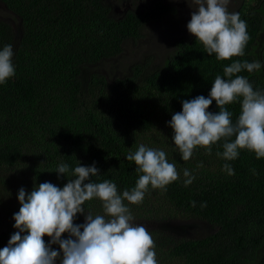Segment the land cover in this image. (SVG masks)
Returning a JSON list of instances; mask_svg holds the SVG:
<instances>
[{"label": "trees", "instance_id": "obj_1", "mask_svg": "<svg viewBox=\"0 0 264 264\" xmlns=\"http://www.w3.org/2000/svg\"><path fill=\"white\" fill-rule=\"evenodd\" d=\"M190 3L0 0V50L12 45L15 68L14 76L0 84V167L18 168L13 189L27 193L46 181L63 187L69 177H58L60 163L71 170L95 162L100 173L91 181L111 180L122 193L142 174L125 157L145 141L165 151L179 179L166 191L149 186L141 204L124 203L130 211L182 215L208 227L173 240L166 256L179 264H264V157L241 149L226 161L217 155L223 152L221 139L211 154L197 146L192 159L184 161L167 124L182 110L183 100L207 97L217 75L227 79L224 68L236 60L261 63L259 71L237 75L264 92V0H229L228 11L240 14L250 39L244 56L219 61L188 30L178 32L188 21L182 14ZM172 24L179 27L170 29ZM162 31V43L142 47L161 39ZM225 108L235 123L239 99ZM207 111H219L214 100ZM199 158L206 165L198 167ZM225 163L234 175L223 170ZM185 169L195 177L188 186ZM19 207L17 201L4 210L0 248L18 231L13 214ZM83 207L93 216L104 214L98 198ZM83 222L84 214L78 213L74 223Z\"/></svg>", "mask_w": 264, "mask_h": 264}, {"label": "clouds", "instance_id": "obj_2", "mask_svg": "<svg viewBox=\"0 0 264 264\" xmlns=\"http://www.w3.org/2000/svg\"><path fill=\"white\" fill-rule=\"evenodd\" d=\"M191 2L195 8L186 27L206 53L215 54L218 61L244 56L250 39L247 24L238 12L228 11L229 0ZM12 57V45H4L0 50V84L15 74ZM260 68L258 60L233 61L224 68L227 79L217 75L207 97L198 95L181 102L182 110L174 113L167 124L173 129L172 140L184 161L192 157L197 146L211 154V146L221 139L225 140L223 152L217 155L226 161L236 159L241 149L254 152L257 159L264 157V92L254 90L246 77L237 75L242 70L253 73ZM238 99L241 111L233 123V114L225 105ZM213 100L219 108L215 113L207 111ZM125 159L134 161L136 171L142 174L135 187L122 193L111 180L91 181L100 173L95 162L90 166L78 163L71 170L68 164L60 163L55 170L58 177H69L63 187L46 181L27 193L20 188V207L13 214V227L18 231L0 248V264H56L57 260L59 264H158L151 234L134 223L124 201L141 204L149 186L166 191L167 185L179 179V173L165 151L144 144ZM223 170L235 174L228 163ZM183 176L185 186L195 179L188 169ZM93 198L102 202L103 215L85 211L84 203ZM192 203L194 206L195 201ZM78 213L84 214L83 223H74ZM63 233H68V238H62ZM44 236L50 238L47 243ZM53 244L59 246L58 250L51 247Z\"/></svg>", "mask_w": 264, "mask_h": 264}, {"label": "rangeland", "instance_id": "obj_3", "mask_svg": "<svg viewBox=\"0 0 264 264\" xmlns=\"http://www.w3.org/2000/svg\"><path fill=\"white\" fill-rule=\"evenodd\" d=\"M190 5L192 7L187 8L188 12L185 11V13L182 14L184 18H188V21L191 18L192 8L194 9L195 7L192 2L190 3ZM188 21L183 23V28H181L178 32L187 31L186 25ZM176 24L170 25L169 28L171 29L174 27L177 29L179 26ZM161 35L162 38L159 40L156 39L155 42L149 43L150 46L149 44H144L142 45V47H151L152 49H154L158 46V44L162 43V40L166 34L164 31H162ZM142 142V144L146 146L145 141ZM201 159L199 158V161H196L197 165L201 163L206 165V162L204 163L203 159ZM19 172L21 173L18 168L10 169L4 166L0 167V220L4 217V210L18 201V190H14L13 188L14 186L19 184L18 178H16ZM131 214L134 217V223L143 225L151 234L155 243V252L158 264H179L178 260L170 259L166 256L167 246L173 240L183 234H188L189 236H192L194 232H196V230H198V232L208 230L206 224L192 220L182 215L172 214L171 216H169L167 213H158L157 216H152L153 212H137L133 210L131 211Z\"/></svg>", "mask_w": 264, "mask_h": 264}]
</instances>
